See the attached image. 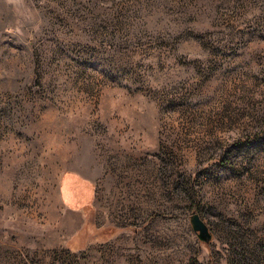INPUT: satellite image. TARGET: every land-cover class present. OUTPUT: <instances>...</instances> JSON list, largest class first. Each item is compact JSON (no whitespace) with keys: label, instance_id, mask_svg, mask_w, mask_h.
<instances>
[{"label":"rangeland","instance_id":"1","mask_svg":"<svg viewBox=\"0 0 264 264\" xmlns=\"http://www.w3.org/2000/svg\"><path fill=\"white\" fill-rule=\"evenodd\" d=\"M194 261L264 264V0H0V264Z\"/></svg>","mask_w":264,"mask_h":264},{"label":"water","instance_id":"2","mask_svg":"<svg viewBox=\"0 0 264 264\" xmlns=\"http://www.w3.org/2000/svg\"><path fill=\"white\" fill-rule=\"evenodd\" d=\"M190 223L197 237L203 242H209L211 240V232L208 225L200 218L197 213H193L190 216Z\"/></svg>","mask_w":264,"mask_h":264},{"label":"trees","instance_id":"3","mask_svg":"<svg viewBox=\"0 0 264 264\" xmlns=\"http://www.w3.org/2000/svg\"><path fill=\"white\" fill-rule=\"evenodd\" d=\"M193 264H199L198 262H196V261H194V263Z\"/></svg>","mask_w":264,"mask_h":264}]
</instances>
